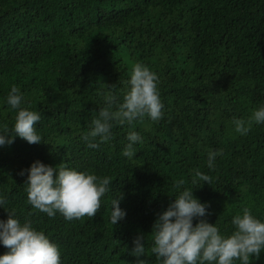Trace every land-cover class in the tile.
<instances>
[{"label":"trees","instance_id":"obj_1","mask_svg":"<svg viewBox=\"0 0 264 264\" xmlns=\"http://www.w3.org/2000/svg\"><path fill=\"white\" fill-rule=\"evenodd\" d=\"M137 62L159 77L162 118L133 123L142 142L131 159L122 155L126 124L113 126L110 142L88 148L81 137L103 106L100 94L120 93ZM12 85L40 113L42 141L16 136L0 147V195L7 210L58 246L61 264H158L152 224L174 199L176 179L194 186L195 169L210 184L197 180L193 194L221 232L233 230L231 217L244 206L264 219V123L246 135L232 124L264 104V0H0V125L9 130L15 111L4 100ZM215 150L209 170L207 153ZM37 159L109 177L96 214L66 221L32 208L27 172L19 173ZM118 192L126 215L113 225ZM138 233L139 257L131 254ZM250 259L264 264V251Z\"/></svg>","mask_w":264,"mask_h":264},{"label":"clouds","instance_id":"obj_2","mask_svg":"<svg viewBox=\"0 0 264 264\" xmlns=\"http://www.w3.org/2000/svg\"><path fill=\"white\" fill-rule=\"evenodd\" d=\"M124 83L120 93L108 90L100 94L103 106L81 138L88 148L97 149L111 141L114 125L126 124L129 130L122 155L131 159L136 153L134 145L142 142L141 135L132 130L133 123L145 116L158 122L163 116V104L159 96V77L147 65L133 64ZM4 102L15 114L10 130L7 125H0V147L10 145L16 136L29 144L40 143L42 137L35 127L41 119L40 113L25 106L26 101L16 85L7 91ZM254 123H264V104L255 108L247 119L233 117L232 120L234 131L241 135H246ZM218 154L219 150L207 153L209 170L215 167ZM25 172L27 177L23 184L28 204L49 217L59 213L66 221L93 217L101 206L100 198L110 190L109 177L61 163L51 166L37 159L19 174ZM197 180L210 184L209 175L199 169L193 172L192 188L185 187L183 177L176 179L174 199L157 214L152 224L151 252L158 264H234L236 260L250 264V258L264 251V219L244 206L231 217L233 230L228 234L221 232L216 222L210 223L204 218L207 202H201L193 194ZM122 198L123 194L118 192L110 201L109 219L113 225L126 215L119 206ZM6 203V197L0 195V207L5 208ZM7 211V219L0 220V244L8 251L0 254V264H61L58 246L43 231L34 228L27 219L21 222L14 210ZM133 245L132 255L145 254L143 234L134 237Z\"/></svg>","mask_w":264,"mask_h":264}]
</instances>
